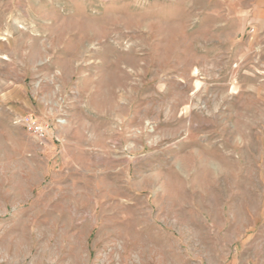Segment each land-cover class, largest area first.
<instances>
[{"label":"rangeland","instance_id":"obj_1","mask_svg":"<svg viewBox=\"0 0 264 264\" xmlns=\"http://www.w3.org/2000/svg\"><path fill=\"white\" fill-rule=\"evenodd\" d=\"M0 264H264L254 0H0Z\"/></svg>","mask_w":264,"mask_h":264},{"label":"built area","instance_id":"obj_2","mask_svg":"<svg viewBox=\"0 0 264 264\" xmlns=\"http://www.w3.org/2000/svg\"><path fill=\"white\" fill-rule=\"evenodd\" d=\"M25 127L27 128L28 132L38 136L39 138L45 137V132L43 131L42 127L38 125L32 118H26L23 120Z\"/></svg>","mask_w":264,"mask_h":264},{"label":"crops","instance_id":"obj_3","mask_svg":"<svg viewBox=\"0 0 264 264\" xmlns=\"http://www.w3.org/2000/svg\"><path fill=\"white\" fill-rule=\"evenodd\" d=\"M255 8L264 11V0H254Z\"/></svg>","mask_w":264,"mask_h":264}]
</instances>
